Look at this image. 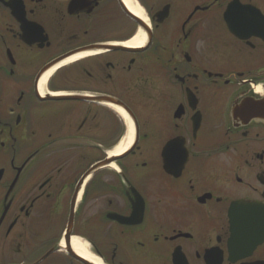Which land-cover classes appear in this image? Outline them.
Here are the masks:
<instances>
[{
    "label": "flooded vegetation",
    "instance_id": "af4514ba",
    "mask_svg": "<svg viewBox=\"0 0 264 264\" xmlns=\"http://www.w3.org/2000/svg\"><path fill=\"white\" fill-rule=\"evenodd\" d=\"M135 2L0 0V264H264V0Z\"/></svg>",
    "mask_w": 264,
    "mask_h": 264
},
{
    "label": "bare ground",
    "instance_id": "6f19581e",
    "mask_svg": "<svg viewBox=\"0 0 264 264\" xmlns=\"http://www.w3.org/2000/svg\"><path fill=\"white\" fill-rule=\"evenodd\" d=\"M124 6L133 14L135 15L137 18L146 21L147 17L144 13V11L136 4L135 0H122ZM145 35L143 34L142 31L138 32V34L136 35V37L131 41V43L129 44L130 46L133 47H142L145 44ZM96 52H90L88 54H95ZM87 54V55H88ZM83 55H77L71 59H69L68 61H66V63L64 64H69L73 61L78 60L79 58H81ZM60 65L56 68H59ZM55 68V69H56ZM53 71H50L49 73H47V75L43 78L41 85H44L48 76L52 73ZM130 134L132 136V129L130 131ZM127 138L125 141L122 142V144H120L116 149H114L111 152L112 156H119L122 153H124L126 150L129 149V147L132 145V137ZM75 245V249H77L83 256H85V258H87L88 260H90L93 264H102L101 261L97 260L96 258H94V256L87 250L86 246H84V248H81L78 244V242L75 241L74 243Z\"/></svg>",
    "mask_w": 264,
    "mask_h": 264
},
{
    "label": "water",
    "instance_id": "95a60500",
    "mask_svg": "<svg viewBox=\"0 0 264 264\" xmlns=\"http://www.w3.org/2000/svg\"><path fill=\"white\" fill-rule=\"evenodd\" d=\"M126 11L128 12V14L130 15V17L135 21V22H137L138 24H139V27H140V29L141 30H143V31H146L147 32V34H148V27H147V25H146V23L144 22V21H142L141 19H139V18H137L135 15H133L127 8H126ZM94 49H96V48H90V51L91 50H94ZM114 160H116V158L115 159H113V161ZM112 162V160H110L109 162H107V163H111ZM0 180H1V172H0ZM86 264H91V263H89V262H86Z\"/></svg>",
    "mask_w": 264,
    "mask_h": 264
},
{
    "label": "rangeland",
    "instance_id": "374dc122",
    "mask_svg": "<svg viewBox=\"0 0 264 264\" xmlns=\"http://www.w3.org/2000/svg\"><path fill=\"white\" fill-rule=\"evenodd\" d=\"M135 35H136V32H135Z\"/></svg>",
    "mask_w": 264,
    "mask_h": 264
}]
</instances>
